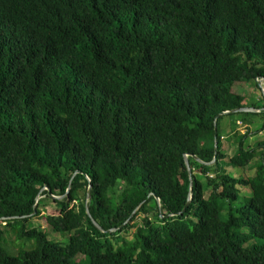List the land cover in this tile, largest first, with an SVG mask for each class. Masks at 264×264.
I'll return each instance as SVG.
<instances>
[{
    "label": "trees",
    "instance_id": "16d2710c",
    "mask_svg": "<svg viewBox=\"0 0 264 264\" xmlns=\"http://www.w3.org/2000/svg\"><path fill=\"white\" fill-rule=\"evenodd\" d=\"M259 80L264 0H0V264H264Z\"/></svg>",
    "mask_w": 264,
    "mask_h": 264
},
{
    "label": "rangeland",
    "instance_id": "374dc122",
    "mask_svg": "<svg viewBox=\"0 0 264 264\" xmlns=\"http://www.w3.org/2000/svg\"><path fill=\"white\" fill-rule=\"evenodd\" d=\"M258 85L257 86L254 85V83L252 81L245 84L246 94L248 96L247 97L248 101L250 99H251V101L252 100L254 101V99H256V97L259 95V93H262L264 95V90L260 88V85L259 86ZM262 87L264 88L263 85H262ZM252 119H253V121H249L248 122V128L250 129L251 134H253L252 137L254 139H256L257 135H254V134H256L255 130L258 128L259 124H256L257 117H255V118L253 117ZM254 119H256V120H254ZM238 126L239 125H237V127ZM252 131H254V132H252ZM257 134H259V133H257ZM226 146L229 148L228 149L226 147V150H227V153L230 155L231 149L233 147L231 146V148H230V146H228V145H226ZM231 173L234 174L235 176L239 175V174H241L242 176H251L253 174V170H248L247 168H240V169L232 170ZM241 193H242V195L249 194V192L245 191V190H241ZM38 224L41 225L42 228H44L45 230H47L49 232V238L54 239V240H62L63 239V237L60 236V233L51 231L50 227L47 224H45L44 219L34 216L30 220V225H35L36 226ZM130 233H131V231H130ZM9 237H10L9 239L12 240L13 243H15L16 245L20 244L21 241L19 239H17L13 234H11V236H9ZM128 237H130V234L128 235ZM27 246H29V243H27ZM10 247L13 249L15 246L14 247L10 246ZM18 248H17V250H18ZM17 250H14V251H11V252L16 253Z\"/></svg>",
    "mask_w": 264,
    "mask_h": 264
},
{
    "label": "water",
    "instance_id": "95a60500",
    "mask_svg": "<svg viewBox=\"0 0 264 264\" xmlns=\"http://www.w3.org/2000/svg\"><path fill=\"white\" fill-rule=\"evenodd\" d=\"M258 84H261V80L258 81ZM242 110L247 111V110H252V109H251V108L243 107V108H239V109H234L233 111L235 112V111H242ZM222 113H226V112H222ZM218 115H219V114H218ZM218 115H217V116H218ZM217 116H216V118H217ZM216 146H217V142L214 141V149H216ZM214 152H215V151H214ZM196 159H197V158H196ZM184 160H185V164H186V167H187L188 173L190 174V173H191V170H190V168H189V165H188L187 159L185 158ZM213 160H214V158L212 159V161H213ZM48 193H49V195H50L51 197H53V198H58V196H54V195H52V194L50 193V191H48ZM89 195H90V186H88V188H87L86 197L89 198ZM35 200H36V201L38 200V196L35 198ZM189 201H190V194L188 195L187 202L185 203V205H184L182 211L186 208V206L188 205ZM86 210H87V208H86ZM93 223H94V225H96L97 227H99L98 224H97L96 222L93 221Z\"/></svg>",
    "mask_w": 264,
    "mask_h": 264
},
{
    "label": "crops",
    "instance_id": "0c3cea01",
    "mask_svg": "<svg viewBox=\"0 0 264 264\" xmlns=\"http://www.w3.org/2000/svg\"><path fill=\"white\" fill-rule=\"evenodd\" d=\"M260 85V87H261V89H263L264 90V88L262 87V84H259ZM252 109V108H251ZM253 110V109H252ZM247 111H251V110H247ZM240 131L241 132H244V130L246 129V127H248V121H246V122H241L240 124ZM260 135L263 133V131L261 132V131H259L258 132ZM252 135H250V139L252 140ZM254 141L252 140V143H253ZM253 145H254V143H253ZM228 146H230V148H231V146L233 147L232 149H231V152H230V154H232V152H233V150H234V148H235V146L236 145H234V144H232V143H230V145H228ZM227 146H225V148H226ZM228 148V147H227ZM229 149V148H228ZM227 151V150H226Z\"/></svg>",
    "mask_w": 264,
    "mask_h": 264
},
{
    "label": "clouds",
    "instance_id": "9594fccd",
    "mask_svg": "<svg viewBox=\"0 0 264 264\" xmlns=\"http://www.w3.org/2000/svg\"><path fill=\"white\" fill-rule=\"evenodd\" d=\"M259 81H260V80H259ZM238 124H240V122H239Z\"/></svg>",
    "mask_w": 264,
    "mask_h": 264
},
{
    "label": "built area",
    "instance_id": "2783aa9c",
    "mask_svg": "<svg viewBox=\"0 0 264 264\" xmlns=\"http://www.w3.org/2000/svg\"><path fill=\"white\" fill-rule=\"evenodd\" d=\"M4 224V222H2Z\"/></svg>",
    "mask_w": 264,
    "mask_h": 264
}]
</instances>
